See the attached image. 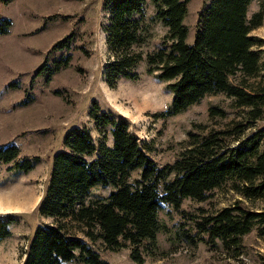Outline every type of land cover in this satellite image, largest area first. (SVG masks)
Masks as SVG:
<instances>
[{"label":"trees","instance_id":"trees-1","mask_svg":"<svg viewBox=\"0 0 264 264\" xmlns=\"http://www.w3.org/2000/svg\"><path fill=\"white\" fill-rule=\"evenodd\" d=\"M187 1L102 0L106 82L114 87L119 78L138 79L142 72L165 81L171 100L159 112L163 117L217 93L231 98L239 112L227 121L188 129L172 160L158 163L125 116L102 109L93 99L88 115L99 137L95 140L86 125L64 133L37 206L40 216L51 221L35 228L21 264H108L89 244L97 240L105 250L128 247L129 257L142 263L145 255L159 254L157 233L167 230L159 213L165 206L179 215L183 237L193 244L233 250L254 228L264 235V207L245 203L264 199V128L253 126L264 118V39L251 33L262 22L263 8L248 16L252 0H209L198 11L188 41ZM11 24L0 18V35ZM71 43L67 34L51 48ZM79 48L90 53L84 42ZM68 62V55L59 57L53 67L40 65L34 74L42 68L51 74ZM227 113L220 104L207 109L210 120H222ZM19 152L13 142L0 143V163L31 169L38 156ZM224 184L241 197L210 213L182 207L184 199L203 201ZM96 185L112 188L104 196L87 198ZM12 220L0 214V240L10 234Z\"/></svg>","mask_w":264,"mask_h":264},{"label":"rangeland","instance_id":"rangeland-1","mask_svg":"<svg viewBox=\"0 0 264 264\" xmlns=\"http://www.w3.org/2000/svg\"><path fill=\"white\" fill-rule=\"evenodd\" d=\"M208 1H187L184 21L188 25V41L193 37L197 13ZM101 2L0 0V18L12 23L9 31L0 35V143H15L19 155L38 156L33 167L26 171L9 169V162L0 163V214L11 215L13 219L8 226L10 234L0 240V264H21L35 228L51 221L50 217L40 216L37 206L48 181L53 154L63 148L64 133L74 125H86L95 140L99 137L88 115L93 99L102 109L125 116L129 128L158 163L172 160L184 144L188 129L227 121L239 112L231 106V98L217 93L204 96L175 115L163 117L159 112L170 102L171 92L165 81L143 72L138 79L119 78L110 87L103 72L108 55L103 30L106 13ZM260 7L262 22L251 33L264 39V0H252L247 15ZM67 34L72 35L69 47L51 48ZM82 42L89 54L79 48ZM67 55V66L51 74L45 68L34 74L38 66L53 67L54 60ZM138 70L142 71L143 65ZM23 98L30 101L19 104ZM212 104L225 107L227 116L210 120L207 109ZM253 126L264 128V118ZM107 142L111 143L109 135ZM111 188V185L93 186L87 198L104 196ZM236 197L241 196L224 184L210 191L203 201L184 199L182 207L197 214L210 213ZM245 203L264 207V199ZM159 217L167 227L166 231L157 233L159 254L145 255L142 263L129 257L128 247L105 250L98 240L85 239L108 264H264V235L259 233V228L244 234L232 250L220 244L188 242L183 237L179 215L169 206L160 211Z\"/></svg>","mask_w":264,"mask_h":264}]
</instances>
